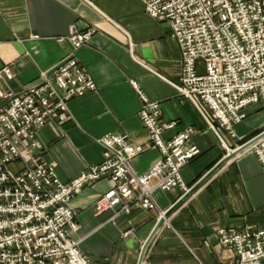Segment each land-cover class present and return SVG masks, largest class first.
Here are the masks:
<instances>
[{"label": "crops", "instance_id": "1", "mask_svg": "<svg viewBox=\"0 0 264 264\" xmlns=\"http://www.w3.org/2000/svg\"><path fill=\"white\" fill-rule=\"evenodd\" d=\"M72 25L80 31L97 29L89 43L75 51L97 89L69 101L71 120L39 131L44 158L57 164L63 182L102 162L98 140L108 133L147 143L148 132L138 114L141 100L131 80L149 99L160 101L165 121H178L164 132L165 139L195 128L191 139L201 153L181 170L190 187L229 150L263 132L260 103L247 106V116L234 125L233 135L209 127L192 99L166 80L178 79L182 54L170 23L152 18L142 0H0V69L11 66L15 74L11 79L3 76L0 86L18 93L39 80L41 71L54 70L73 51L66 39ZM159 157L158 149H148L133 158V168L144 173ZM110 187L104 178L74 196L70 204L77 209L80 228L73 238L81 239L80 248L96 264H137L142 245L160 219L159 210L174 207L185 192L179 187L157 189L159 209L135 206L112 222L111 211L94 210L95 200ZM169 216L170 224L158 230L143 264H223L226 251L218 243L217 228L264 227V173L257 155L243 151L224 162Z\"/></svg>", "mask_w": 264, "mask_h": 264}, {"label": "built area", "instance_id": "2", "mask_svg": "<svg viewBox=\"0 0 264 264\" xmlns=\"http://www.w3.org/2000/svg\"><path fill=\"white\" fill-rule=\"evenodd\" d=\"M142 2L152 18L170 23L182 54L178 79L166 80L192 99L209 127L233 135L234 125L247 116V106L264 105V0ZM70 28L66 39L73 51L54 70L41 71L39 80L18 93L0 86V264H96L80 248L81 239L73 238L80 224L70 203L85 186L104 178L111 187L95 200L94 210L111 211L112 222L135 206L159 209L157 189L191 188L181 170L201 153L191 139L195 128L165 139L164 132L178 121H165L160 101L149 99L135 80L131 84L141 100L138 114L147 143L108 133L98 140L101 163L88 165L68 182L57 176V164L44 158L39 131L71 120L69 101L97 89L75 55L97 29ZM3 76L15 77L11 66L0 69ZM151 148L159 150V159L146 172H136L133 158ZM246 151L257 155L264 173V134ZM165 211L159 210V217L165 216L169 225ZM216 235L226 251L223 264H264V227L221 226Z\"/></svg>", "mask_w": 264, "mask_h": 264}, {"label": "water", "instance_id": "3", "mask_svg": "<svg viewBox=\"0 0 264 264\" xmlns=\"http://www.w3.org/2000/svg\"><path fill=\"white\" fill-rule=\"evenodd\" d=\"M264 134V130L263 132L259 133L258 135L248 139L247 142L235 147L233 150H229L227 155L222 158L216 165H214L212 168H210L208 170V172L205 173L204 176H202L195 184H193L190 188L189 191L185 192L178 200H177V203L174 207L168 209L165 211V214L164 215H169L171 213V211L176 208L178 205L184 203L188 198L189 196L191 195V193L193 191H195L196 189H198L199 187H201L205 181L211 176L213 175L214 173H216L219 169H220V166L230 160L231 158H233L235 155L243 152V151H246L253 143H255L257 141L258 138L262 137ZM165 222V216H160V219L158 220V222L156 223V225L154 226V228L151 230L152 232L150 233V235L148 236L147 240L144 242V244L142 245V249H141V252L139 254V257H138V263L137 264H143V260H144V257H145V254H146V251L148 249V245L150 244V242L152 241V239L155 237V235L159 232L158 230L163 226Z\"/></svg>", "mask_w": 264, "mask_h": 264}, {"label": "rangeland", "instance_id": "4", "mask_svg": "<svg viewBox=\"0 0 264 264\" xmlns=\"http://www.w3.org/2000/svg\"><path fill=\"white\" fill-rule=\"evenodd\" d=\"M13 167H14V165H13ZM225 263V262H224Z\"/></svg>", "mask_w": 264, "mask_h": 264}, {"label": "trees", "instance_id": "5", "mask_svg": "<svg viewBox=\"0 0 264 264\" xmlns=\"http://www.w3.org/2000/svg\"><path fill=\"white\" fill-rule=\"evenodd\" d=\"M244 143V142H243Z\"/></svg>", "mask_w": 264, "mask_h": 264}]
</instances>
